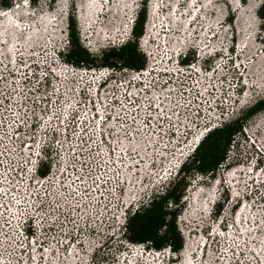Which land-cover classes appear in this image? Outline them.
Masks as SVG:
<instances>
[{
  "label": "rangeland",
  "instance_id": "obj_1",
  "mask_svg": "<svg viewBox=\"0 0 264 264\" xmlns=\"http://www.w3.org/2000/svg\"><path fill=\"white\" fill-rule=\"evenodd\" d=\"M67 1L69 2V0H58L56 3L55 0H37L35 3L32 2L33 8L36 7L39 11H36L33 17H28L31 18V20L28 19L29 22H31L32 25L34 23H40L37 30H41V28H43L42 19L48 17V15L46 16L45 13L40 12L45 10L44 8L46 5L50 6L51 10H54L55 4H59L62 7V3H66ZM70 1L72 2V9L69 13L68 20L64 18L62 13L59 14L57 12L56 14V12H52L51 14H55L54 17L59 18L60 25L56 26V29H59L56 31L50 28L48 32H44L46 29H43V35L33 32L35 36L26 39L27 44H29L26 46V51L17 50V53L23 52L17 56L19 59L21 57L27 58L31 54H35L34 52L46 54L51 47H54L56 50L59 49V51L63 48L61 56L65 58L71 45L68 41L69 36L68 39H66L64 34L67 33V30L65 32V30L62 29L66 24H69L72 19L74 20L80 43L90 54L97 57V64H102V55L110 49H117L127 41H134L135 36L133 32L126 42L123 43L118 44V42H113L108 39L120 33L122 29L125 28L128 21V14L124 15V13L118 12V10L123 9L121 6H123L124 0H120L118 3L119 5L114 2V5L110 4V11L106 14L103 13L99 18L96 16L97 21L95 20L94 22V20L90 18L89 22H92V24H90L92 35H90L88 39L87 37L84 39L85 33L82 31L81 23L83 20L82 16L84 19H87L93 7L99 4L98 0ZM134 1L138 3V11L141 10L142 7L145 8L146 21L144 33L137 40V50L141 60L145 61V65L156 55L159 62L158 67L164 69L168 65L171 66L175 58V50L179 47L189 45L194 47L189 51L191 52L189 55L190 58H192V53L194 55V52H197L198 47L206 48L209 45H232L230 46V53H239L241 59L239 61L242 62L241 67L239 66L240 70L244 72L249 83L254 85L250 89L251 95L254 93V97L250 98L251 95H249V100H244L239 97V101H231L230 105L222 106L219 110L222 111L224 115L221 117L222 122L220 127L226 123L232 122L238 117H246V113L255 104V101L264 99V17L262 15L264 0H224L216 4L215 10H210V12L206 10V6L210 0H200L201 8L202 6H205V8L202 12H200V8L198 14L204 18L199 19L196 17L195 20L193 19V26L191 29L186 23L184 24L181 18L178 20L182 14H176V9H178L179 13H184V20L190 18V8L187 5L188 0H167L168 3L161 8L157 20L158 25H156L157 31L155 33L152 31L148 33L149 27L147 26H149L152 19L154 20V17L149 14V0ZM16 2H19V0H12L10 2L11 6ZM179 6L180 8H178ZM0 8L7 7L0 5ZM107 9H109V7H107ZM127 13H129V11ZM202 20L205 22H208V20L214 22L215 20L216 24L217 22L218 24L207 27L208 25L205 26ZM27 26L29 27V25ZM166 27L173 29L172 31H168L169 29H166ZM35 29L36 28L33 27L26 31L29 32ZM69 30L68 28V32ZM236 30L239 32H236ZM67 34L69 35V33ZM209 34H214L211 36L210 41H208L210 37ZM146 35H151L149 37V43L144 41L145 37H147ZM143 36L145 37L142 43L141 39ZM33 38L34 40H32ZM237 41L238 47L235 48ZM247 43L248 46L245 47L244 45ZM29 46L30 50L28 49ZM8 48L2 50L3 54H0V61L10 62L13 58L12 53H7L9 50ZM256 48L260 49L258 54H256ZM182 50L183 48L180 49V51ZM148 51L151 52L150 56L146 54ZM234 61L235 59L232 62ZM44 63V74H48L51 78L45 80L44 74V76L42 75L43 77L27 78V82L34 83L32 86L39 83L40 90H36V93L33 94L43 97L50 95L53 91L47 86L52 84L53 80V84L56 85V91L59 88L72 102L78 99V88L82 84L81 75H79L77 71L63 75L59 73L58 70L54 71L49 61ZM7 69L14 70V65L7 63ZM235 72H238V70L235 69ZM24 73L23 70L19 71L20 79L26 77ZM131 74L132 72L130 70H121L112 73L111 76L112 78H124L129 77ZM243 87L244 85H242L241 88ZM258 92H262V95H258ZM180 102L179 95L178 99L172 102L171 108H173L174 119L177 120V123L181 126L189 123L191 117L193 118V112L188 114V109L183 107ZM195 112L196 110H194V113ZM62 122L63 120L61 119L56 120L52 123L53 126L48 127L45 132L54 143L68 140L61 127ZM42 128L45 129L46 127L42 126ZM111 130L113 131L114 129ZM118 131L119 130L113 132L115 134L114 140L116 143L118 142L117 149L119 153L116 163L119 167V171L116 170L117 172L115 171L114 174L102 171L104 178L101 183H95V180H93L94 177L89 175L86 179V183L90 187L87 194L72 193L71 179L67 180V177H63L66 180L65 182L62 184L55 183L50 185L46 191V195L40 198L37 196V187H35L32 192H25L20 187L19 181L15 179V183L11 184L14 186V191L12 193L15 194L16 202H19L21 206L22 214L31 215V222L28 227L30 229L34 227L33 230H36L38 229L37 226L41 227L43 225L47 227L45 230L47 239L49 241L54 239L51 245L47 246L46 250L42 248L33 253V251H31L32 245H27V242L18 232L19 225L21 224L19 219L21 214H17L16 212L19 211H16L15 234L13 233L14 235L12 236V232L7 230V234L4 235L5 240L7 239L6 243L8 246L15 249V258L12 262L15 264H123L120 261V255L130 250L129 243L133 242L128 238L129 233L126 232V226L129 216L132 215L136 209L134 202L129 204L126 210L128 214L125 217V202L133 197V191L138 192V190L146 186L150 187L153 185V183L156 182L154 181V178H156L155 176L157 174L161 175L162 169L169 171L168 167L171 166V164L173 165V160H171L172 155L185 154L189 145L185 146V144L179 143V145L184 146L183 148H179L177 147L178 142H176V140L175 142L167 143L166 140L168 139L169 133H165V131H163L164 133L154 134L151 132V129H134L131 127L119 131L116 135ZM131 131L133 133H131ZM191 131L193 133V130ZM248 135L254 137L255 142L260 148H264V108L245 118L242 131L237 132L233 136L229 147L226 149L224 161L217 165L213 175H210V172H201L197 169L198 162H193L196 151L194 154H191V156H188L187 162L185 163L187 169L178 176L173 177L174 179L170 182L163 184L164 189L158 187L159 190L154 192L156 195L154 194L155 196L149 198L140 208L143 210L148 207L155 197L171 189L177 182L182 197L178 203L169 200L168 207L172 210L176 209L177 212L176 224L183 241V247L181 248L182 254L180 255V249L176 252L177 258L173 259L171 257V261H168L167 258H163L160 264H185L187 263V258L190 257L194 262L198 261V263L201 264H264V171H260L257 175V184L254 183L251 185V189L254 191L255 196L250 195V198L252 197L254 202H252V208L246 205L252 216L251 222H247L246 219L242 220L240 223L238 216L235 217V207H232V204L236 202V200L234 199L231 201L229 188H227L223 182H221L223 190L220 200L215 204L213 209L215 212H213L214 216L219 215L218 217L220 218L221 215H224L225 219L222 222V229H219V226L214 224V226H212V220L207 215L210 201L209 203L206 202L213 191L217 189V187L213 185L215 183L214 179L220 177L221 181H224V176H226L229 170L228 166L234 164H239V168H249L248 157H250V153L248 151L254 152V148L252 147V141ZM127 141H129L128 145L125 144ZM254 147L256 148V146ZM140 149H144L143 153H147V155H141L142 151ZM49 152L51 153L52 151L49 150ZM52 155H54L56 159L58 154L53 152ZM142 157H145V159L141 160ZM173 159L176 160L177 157ZM132 161L143 162L142 164L146 165V169L148 167L149 172L147 170L146 172L140 170L143 166L142 164L137 167L134 164L130 166L129 163ZM95 162L97 165H103L102 159L98 156L95 158ZM259 162L260 164L263 163V158H260ZM51 166V160L44 162L43 169L50 172ZM245 174L247 173H243L244 178L252 177L250 173H248V176ZM138 179L140 181L142 180V184ZM130 181H132V183H130ZM133 187H139V189L137 190L135 188L134 190ZM243 190L249 191L247 188H243ZM246 197L248 198L249 195ZM238 200L242 202V200ZM140 209L137 210L139 211ZM211 231H214V234H210ZM4 232L2 231V233ZM205 236L209 237V239H206ZM71 237H76L77 241H79L76 248L69 249L70 245L68 244L71 243L69 242L65 245L64 250L57 249V246L60 245L61 238L68 240ZM151 246L152 244H149L150 248ZM165 247L156 248L153 246V248L159 251H163ZM185 247L186 249L191 248L187 254L193 251L192 254L190 253L189 257H186L187 254H184L186 252ZM201 251L205 253L202 258L200 256L198 257ZM161 253L163 254L164 252ZM173 255H175V253H173ZM138 263L143 264L144 261L138 259Z\"/></svg>",
  "mask_w": 264,
  "mask_h": 264
},
{
  "label": "built area",
  "instance_id": "obj_2",
  "mask_svg": "<svg viewBox=\"0 0 264 264\" xmlns=\"http://www.w3.org/2000/svg\"><path fill=\"white\" fill-rule=\"evenodd\" d=\"M210 39L211 36L208 41ZM230 48L220 44L209 45L194 55L192 53V58L189 51H183L181 56H177L175 51L171 66L164 69L158 67L156 55L139 69L76 65L66 57L62 58L63 48L59 51L54 47L46 54L34 52L27 58L0 61V264H15L12 262L15 249L8 246L4 235L7 230L12 232V236L15 234L16 211L21 214L18 232L27 245H32L33 253L42 248L46 250L54 239H47V227L43 225L37 226L38 229L35 227L36 230L28 227L31 215L22 214L21 206L12 193L14 186L11 184L15 179L25 192H32L37 187L40 198L46 195L50 185L65 182L63 177L71 179L72 193L87 194L90 190L86 183L89 175L94 177L95 183H101L104 178L102 171L110 174L119 171L116 163L118 142L114 140V132L131 127L151 129L154 134L165 131L169 133L167 143L176 140L179 148L184 147L179 143L189 145L197 137V131H190L192 128L199 130L221 125L224 113L219 109L249 92L246 86L248 78L240 70L239 53H230ZM219 51L228 53L219 55ZM201 53L206 57L202 58ZM146 54L150 56L151 52ZM48 61L54 71L58 70L63 75L74 71L81 75L79 96L74 102L59 88L55 90L53 80L52 84L46 85L53 91L50 95L33 94L40 90L39 83L32 86L34 83L27 82V78L42 76L44 62ZM7 63L14 65V70L7 69ZM20 70L25 72L24 79H20ZM121 70H130L132 74L112 78V73ZM44 75L45 80L51 78ZM179 95L180 104L188 109V114L193 112V118L182 127L174 119L171 108ZM59 119L63 120L61 127L70 141L54 143L46 135L47 128ZM53 152L58 154L56 159ZM97 156L103 165L96 164ZM174 157L172 155L171 160ZM50 160L52 166L48 172L43 165ZM42 171L46 172L43 174ZM165 172L161 171V175ZM66 244L73 249L79 241L76 237L61 238L57 249L64 250Z\"/></svg>",
  "mask_w": 264,
  "mask_h": 264
},
{
  "label": "trees",
  "instance_id": "obj_3",
  "mask_svg": "<svg viewBox=\"0 0 264 264\" xmlns=\"http://www.w3.org/2000/svg\"><path fill=\"white\" fill-rule=\"evenodd\" d=\"M12 0H1L0 5L9 7ZM36 2L37 0H31ZM264 17V7L262 8ZM146 21L145 8H141L138 13L137 21L134 26V41H127L117 49L113 48L104 53L101 57L102 64H97V57L90 54L79 41L75 23L72 19L69 22V41L71 47L67 51V60L76 65L95 66H125L132 68H142L145 61L141 60L137 50V40L144 33ZM264 108V99L257 101L246 113V117H238L232 122L226 123L222 127L213 130L205 139L202 140L196 149V155L193 162H198L197 169L201 172H210L213 175L217 165L222 163L226 157V149L237 132H241L244 126V120L248 116ZM183 170L187 165H183ZM46 171H42L44 174ZM182 172V170H181ZM182 195L179 192L177 182L165 194L155 197L151 204L143 210H136L129 216L126 232L128 238L133 242H144L156 248L170 246L174 251H179L183 247L181 234L176 224V209L168 207L169 200L178 203ZM164 227V228H163Z\"/></svg>",
  "mask_w": 264,
  "mask_h": 264
},
{
  "label": "bare ground",
  "instance_id": "obj_4",
  "mask_svg": "<svg viewBox=\"0 0 264 264\" xmlns=\"http://www.w3.org/2000/svg\"><path fill=\"white\" fill-rule=\"evenodd\" d=\"M222 1H224V0H210V2L208 3V5L206 6V10H209V12H210V10H213L214 8H216V4H218L219 2H222ZM227 1V0H226ZM122 2V1H121ZM133 2H134V4H136V1H134V0H124V4H123V6H121L123 9H120V10H118V12H121V13H124V15L126 14H129V13H127L128 12V8H130V6L133 4ZM174 2V1H173ZM201 2V1H200ZM98 3L100 4V10H102L101 11V13H99L100 11H97V7H96V9L93 7V10H92V12H94V14L95 13H99L98 14V17L100 16V15H102L103 13L104 14H106L107 12H109L110 11V3H109V5H108V7H109V9H107V8H105L106 7V5L103 3V1L102 0H98ZM107 3V2H106ZM177 4V3H176ZM207 4V3H206ZM114 5V4H113ZM119 5V4H118ZM129 6V7H128ZM86 8V7H85ZM178 8H180V6L178 7ZM204 8H205V6L203 7L202 6V8H201V11L200 12H202V11H204ZM94 9H95V11H94ZM107 9V10H106ZM118 9V8H117ZM89 10H90V8H89ZM180 10V9H179ZM215 10V9H214ZM115 12V11H114ZM176 14L177 15H180V14H182L181 15V17H179L178 18V20L181 18V20L184 22V24L186 23L188 26H189V28L191 29L192 28V26H193V20H189V19H186V20H184L183 18H184V13H179L178 12V9H176ZM206 12V11H205ZM204 12V13H205ZM208 13V12H207ZM57 14V13H56ZM174 14V13H173ZM186 14V13H185ZM89 15V14H88ZM187 15H189V14H187ZM34 16V15H33ZM33 16H31V17H33ZM47 16V15H46ZM53 16H55L54 14H52L51 16H49L48 15V17H45V19H42V25H43V28H41V30H37L38 28L37 27H39L40 26V23L38 24L36 21V23L37 24H31V22H29V20L27 21V23H21L20 21H18V19H19V17H18V15L17 14H15V12H13V10H11L10 12H9V16H6V17H1L0 16V54H3V52H2V50L3 49H5V48H8L9 50L7 51V53L9 52V53H12L13 54V59H14V57H17L18 56V54L19 53H17V50H25V49H27V45H29V44H27V42H26V39L28 38V39H30V38H32V37H34L35 35H34V33L33 32H37V33H40L41 35H43L44 33H43V29L45 30L46 29V31H44V32H48V30H50V28H53V29H55L56 31L59 29H56V26H59L60 25V23H59V18H57V17H53ZM57 16V15H56ZM96 16L97 15H95V17L93 18V16H88V22H89V20H90V18L92 19V20H94V22H95V20H96ZM151 16L152 17H154V20L152 19L151 21H150V23L149 24H152L153 23V21L155 22V21H157V18H158V16L155 14V15H153V14H151ZM207 17V16H206ZM82 18L84 19V17L82 16ZM86 18V17H85ZM168 18V17H167ZM196 18V17H195ZM219 18V17H218ZM99 20V19H98ZM195 20V19H194ZM97 21V20H96ZM181 21V22H182ZM203 21V23L205 24V26L206 25H208L207 27H209L210 25H213V26H215L214 24H216V21L214 20V22L212 21H209L208 20V22L206 21H204V20H202ZM91 22V21H90ZM175 22H177V21H175ZM174 22V23H175ZM178 22H180V21H178ZM99 23V22H98ZM24 24H26L25 26H24ZM100 24V23H99ZM195 24V23H194ZM217 24H218V22H217ZM216 24V25H217ZM27 25H29V27L27 26ZM156 25H158L157 23H155V24H153L151 27H149L148 29V33H150V31H152L153 33H155L156 31H157V29H156ZM176 25H178V24H176ZM220 25V24H219ZM98 26V25H97ZM165 26V25H164ZM179 26V25H178ZM177 26V27H178ZM182 26V25H181ZM187 26V27H188ZM33 27H35L36 29L35 30H30L29 32L28 31H26L27 29H32ZM197 27V26H196ZM195 27V28H196ZM166 29H169L168 31H172V29H170L169 27L168 28H166ZM186 29V28H185ZM52 31V30H51ZM163 31H165V30H163ZM185 31V30H184ZM189 31V30H188ZM192 31V30H191ZM211 31V30H210ZM54 32V31H53ZM187 32V31H186ZM181 33V32H180ZM193 33V32H192ZM30 34V35H29ZM184 34V33H183ZM248 35V34H247ZM37 36V35H36ZM39 36V35H38ZM45 36V35H44ZM147 36V35H146ZM151 35H149V36H147V37H145V42H147V43H149V37H150ZM194 36V35H193ZM43 37V36H42ZM247 37H250V36H247ZM46 38V37H45ZM183 38V37H182ZM190 38V37H189ZM185 39V38H184ZM191 39V38H190ZM32 40H34V38L32 39ZM193 40V39H192ZM31 41V40H30ZM190 41V40H189ZM182 42V41H181ZM29 43V42H28ZM184 45V44H183ZM198 45V44H197ZM189 46H191V45H189ZM245 47H247L248 46V43L247 44H245L244 45ZM185 47H188V46H183V47H179V48H185ZM28 49L30 50V46L28 47ZM254 49V48H253ZM6 50V49H5ZM26 51V50H25ZM260 51V49L259 48H256V54H258V52ZM23 53V52H22ZM29 55V54H28ZM263 56V55H262ZM259 80V79H258ZM249 84H251V83H249ZM248 95V94H247ZM135 135V134H134ZM131 138V137H130ZM128 142L129 141H127L125 144L126 145H128ZM128 147H130V146H128ZM144 148V147H143ZM141 150V149H140ZM142 151V153H141V155H147V153H143L144 152V149H142L141 150ZM148 151V150H147ZM181 156H183V155H181ZM128 159V158H127ZM145 159V157H142L141 158V160H144ZM128 160H131V159H128ZM127 163V162H126ZM143 162H135V161H132L131 163H129V165L131 166V165H135L136 167L137 166H139V165H141ZM171 164V163H170ZM143 166L140 168V170H142L143 172H146V170L149 172V169H148V167H147V169H146V165L145 164H142ZM171 167H172V164H171V166H169L168 168H169V170L171 169ZM164 169H162V171H163ZM261 171H263V170H261ZM247 173V174H245V175H249L248 173V170L244 167V168H236V171L233 173H231L229 176H233L232 177V179L233 180H235V179H238L239 180V182L240 183H246L247 182V178H244V175H243V173ZM127 173V172H126ZM125 173V174H126ZM166 173H168V171L166 172ZM165 175V174H164ZM138 177V176H137ZM163 178V177H162ZM128 180V179H127ZM132 180V179H131ZM139 180V179H138ZM154 180H155V178H154ZM259 180V179H258ZM126 181V180H125ZM128 182V181H127ZM139 182L142 184V180L140 181L139 180ZM130 183H132V181H130ZM135 188L138 190L139 189V187H133V189L135 190ZM140 188H142V187H140ZM243 188V187H242ZM214 189V188H213ZM134 192V191H133ZM208 192V191H207ZM214 192L215 191H213V193H212V195L210 196V197H213V196H215L214 195ZM129 193V192H128ZM206 195V194H205ZM210 197H208V200H207V202L206 203H209V200H210ZM207 199V198H206ZM133 203V202H132ZM211 204V203H210ZM247 205V204H246ZM244 206V208H242V210L239 212V214H238V220H240V223L242 222V220H246L247 219V222H251V220H252V216H251V214H250V211H249V209L247 208V206ZM210 208V207H209ZM252 208V207H251ZM209 211V210H208ZM251 212H252V209H251ZM251 232V231H250ZM255 237V236H254ZM199 248V247H198ZM48 250V249H47ZM191 250V248H188V249H186L185 251V253L184 254H187L188 253V251H190ZM193 252V251H192ZM192 252H190L191 254H192ZM52 253V252H51ZM72 253V252H71ZM190 253L189 254H187L186 255V257H189L190 256ZM40 254V253H39ZM193 256V255H192ZM38 258V257H37ZM70 258V257H69ZM188 260H187V263H185V264H195V262L191 259V257L190 258H187ZM194 262V263H193Z\"/></svg>",
  "mask_w": 264,
  "mask_h": 264
},
{
  "label": "clouds",
  "instance_id": "obj_5",
  "mask_svg": "<svg viewBox=\"0 0 264 264\" xmlns=\"http://www.w3.org/2000/svg\"><path fill=\"white\" fill-rule=\"evenodd\" d=\"M31 1V0H30ZM32 2V1H31ZM10 7V6H9ZM139 8V7H138ZM140 11V10H139ZM139 11L137 10L136 11V14H135V20L132 22V24H131V26H130V29L128 30V32H127V34H125V35H123L122 36V38H123V40L122 39H120L119 41H116V42H118V44L119 43H123V42H126V40L129 38V36L130 35H132V32L134 33V26H135V24H136V21H137V17H138V13H139ZM71 12V11H70ZM68 18H69V14H68V16H67V20H68ZM66 30H67V33H69L68 32V28H69V24H66ZM66 30H65V32H66ZM236 32H238L237 30H236ZM66 33V38L68 39V34ZM234 37V36H233ZM85 39V38H84ZM68 41H69V39H68ZM69 43H70V41H69ZM230 46H232V45H229V47ZM194 47L193 46H188V47H185V48H183V50L182 51H180V50H178L177 51V55L178 56H180L182 53H183V51H191L192 49H193ZM228 52H221V51H219L218 52V54L219 55H225V54H227ZM201 55H202V58H204V57H206L205 55V53H201ZM210 55H212V54H210ZM248 91L250 92V89H251V87H249L248 86ZM250 94H251V92H250ZM258 95H262V92H258L257 93ZM255 95H256V93H255ZM254 97V93H252V95L250 96V98H253ZM249 98V96L246 98V100H249L250 99ZM257 101H259V100H256L255 101V103L257 102ZM218 127H220V125H215V126H212V127H210L209 129H206V130H203V129H199V131H201V130H203L202 131V133L199 135V140L198 141H200V142H202V140L203 139H205L206 137H207V135H209L213 130H215L216 128H218ZM254 144H253V142H252V147L254 148V152H251V151H248L249 153H250V157H248V164L250 165V168H252L256 173H259L261 170H263L264 171V162L263 163H261L260 164V162H259V159L260 158H263V161H264V155H262L258 150H257V148H255L254 146H253ZM192 154H194V153H192ZM191 156V154H185V155H183V156H178L179 158H177L176 160H173L172 162H173V166H172V170H169L168 172H170L171 171V173L170 174H168V179H167V181L165 182V184L167 183V182H170L172 179H174L173 177H175V176H178L180 173H181V170H182V168H183V165L187 162V159H188V156ZM250 161V162H249ZM163 189H164V186H163ZM159 189H153L152 190V192L150 193V195L146 198V196H144L142 199H141V201H140V203H139V206H140V208L147 202V200L149 199V198H152L153 196H155L156 195V193H154V192H156V191H158ZM222 190H223V186H221V191H220V194H219V196H218V198L214 201V204H213V206H212V209H211V218L212 219H214L215 221H216V223H218V226L219 227H221L222 228V222L224 221V215H221V217L219 218L218 216H214V211H213V209H214V206H215V204H217L218 202H219V200H220V197H221V192H222ZM167 191V190H166ZM166 192H164L163 194H165ZM155 194V195H154ZM249 195V197L248 198H250V194H248V193H246L245 195H244V199L245 200H249L246 196H248ZM232 207H233V205H232ZM139 208V209H140ZM137 209H135V211H136ZM214 212V213H213ZM128 214V212L126 213V215ZM126 215H125V217H126ZM207 239H209V237H207ZM142 244L143 245H146V243H144V242H142ZM149 247V246H148ZM151 247H153V246H151ZM169 247V246H168Z\"/></svg>",
  "mask_w": 264,
  "mask_h": 264
},
{
  "label": "flooded vegetation",
  "instance_id": "obj_6",
  "mask_svg": "<svg viewBox=\"0 0 264 264\" xmlns=\"http://www.w3.org/2000/svg\"><path fill=\"white\" fill-rule=\"evenodd\" d=\"M183 171H185V170L182 169V172H183Z\"/></svg>",
  "mask_w": 264,
  "mask_h": 264
}]
</instances>
